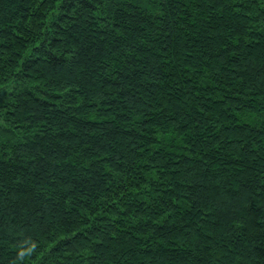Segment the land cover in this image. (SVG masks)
Wrapping results in <instances>:
<instances>
[{"label":"trees","instance_id":"trees-1","mask_svg":"<svg viewBox=\"0 0 264 264\" xmlns=\"http://www.w3.org/2000/svg\"><path fill=\"white\" fill-rule=\"evenodd\" d=\"M0 264H264V0H0Z\"/></svg>","mask_w":264,"mask_h":264}]
</instances>
